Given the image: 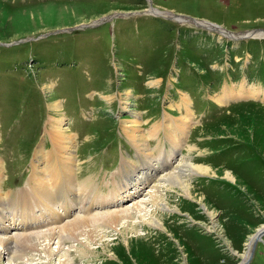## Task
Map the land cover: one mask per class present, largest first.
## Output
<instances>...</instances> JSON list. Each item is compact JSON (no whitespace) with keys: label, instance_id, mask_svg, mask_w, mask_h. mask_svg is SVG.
I'll return each instance as SVG.
<instances>
[{"label":"rangeland","instance_id":"rangeland-1","mask_svg":"<svg viewBox=\"0 0 264 264\" xmlns=\"http://www.w3.org/2000/svg\"><path fill=\"white\" fill-rule=\"evenodd\" d=\"M151 8L216 25L237 39L154 16ZM81 17L87 22L71 24ZM254 30H264V0H0V183L5 193L23 190L37 150H50L45 129L55 102L62 108L56 115L77 136L78 179L91 180L100 194L120 190L133 168L153 159L135 147L128 137L133 135L124 134L122 120L134 116L137 121L140 113L154 157L163 149L168 159L180 152L141 196L132 189L137 198L97 213L138 203L150 212V203L143 202L150 200L151 189L163 186L162 175L186 163L218 174L183 179L215 211L213 221L200 202L161 188V198L182 212L156 211L165 221L164 232L152 229L149 235L150 227L138 221V233L129 236L126 248L117 231L106 228L107 237L86 244L89 251L66 242L53 264L65 261V255L69 264H245L249 240L264 227V37L238 39ZM242 84L244 98L234 94L238 99L217 104V97L239 92ZM245 91H256L258 98ZM127 92L129 109H122L118 99ZM110 95H116L112 103L106 100ZM188 95L192 126L175 149L162 125L165 114L185 116L177 105ZM155 124L161 129L149 138ZM126 156L134 162L124 168ZM142 167L138 175L148 172ZM226 173L237 183L226 180ZM213 222L217 227L210 232ZM52 250L57 253L59 246L52 244ZM30 256L11 264L47 262L35 251ZM249 264H264V237Z\"/></svg>","mask_w":264,"mask_h":264},{"label":"bare ground","instance_id":"bare-ground-1","mask_svg":"<svg viewBox=\"0 0 264 264\" xmlns=\"http://www.w3.org/2000/svg\"><path fill=\"white\" fill-rule=\"evenodd\" d=\"M55 13H53L51 17L55 16ZM149 13L163 17L159 12L149 11ZM87 19V17H81L80 20H77L75 23L71 22V24L87 22ZM223 33L227 34L226 32ZM255 35L256 36L253 37L263 38L264 32H258ZM158 81L159 80L155 81L153 84H159ZM242 85L241 90L237 93H234L235 91L231 89L225 92L223 97H217L215 99L217 104L220 106L228 104L232 98H241L245 89V84ZM248 93L251 94L252 98H258L257 96L259 93L256 91H245V94ZM234 94L238 98L236 96L233 97ZM129 96L127 92L123 97L118 99L122 109H129ZM188 96L189 98L183 97V103H180L182 105H177L179 111L184 108L186 113L185 116L178 119L169 114H165L168 118H166L165 121L169 122V125H167L166 122H164L163 125L160 124L162 127L167 126V129H165L167 137L170 138V144L171 146L173 145L172 147H175V149L176 147L179 148L181 140L184 141L188 138L189 129L192 126V115H194L192 109L193 100L190 95ZM115 98L116 95H110L106 100L112 103ZM260 99L263 100L264 98L261 96ZM173 105L174 104H171L170 106L172 107ZM61 109L60 102H55L50 105V110L55 114L51 115L47 120L45 135L51 143V148L47 150L44 147H40L37 150L34 156L32 170H30L31 174L27 179L26 186L22 188L23 190L19 189L17 193H5L0 183V264H4L3 261H7L10 264L18 260L24 261L25 258L29 259L31 257L30 253L33 251H35L36 256H39V258L43 259V257H46L47 262L43 264H53V258L60 255V252L63 251L62 247L66 242H77L78 245L80 244L82 248L89 251L90 249L87 245L93 244V242H100L103 236H108V234L105 233L106 231H103L106 228L115 229L117 231V236H120L123 241L126 242V248H128L127 242L129 241V236L138 233V228L136 226L138 221L151 228H148L149 230L146 229V231H149H147L149 235L153 233L152 229H160L164 232L165 221L156 211L159 210L162 214L165 211L169 212V214H181L182 212L172 210L170 203L161 198V188H165L166 192L175 191L183 195L185 199H193L196 202H200L201 206L213 221L215 218V211L207 207L206 201L204 200L205 198L199 197L195 190L186 184L183 179L190 176H217V170L213 168L195 167L187 163L184 167L180 166L181 168H176L173 172L167 173L164 176L162 175L159 182L163 186L153 187L151 189L152 192L149 193L150 200L143 202L144 205L150 203V207L153 208L150 212L143 208L142 204L138 203L137 205L134 204L133 208L126 207L124 209L105 213H97L95 211L96 209L101 210L105 207L107 208L108 206H115V204H118V202L122 200V198H119L120 190L115 188L118 191L105 196L98 193L97 188L93 191L94 185H92L93 183H91V180L79 181L78 172L80 166L75 152L77 136L69 131V126L66 127L67 120L60 114L56 115ZM188 109H190L189 112ZM131 114L132 116L137 115V112H131ZM139 117L140 119L137 121L134 120V116L129 120H122L121 125L122 129L125 131L124 134L133 135V137H128L133 140L135 147L140 145L142 154L146 155L149 159L153 158L150 164H145V166L142 167V169L147 168L148 172L138 175V168H133V172L131 173L133 175L130 178L134 177L137 181V185L141 186L151 183V181L158 176L159 172H161L159 167L160 163L163 164V166H168L171 157L169 159L166 158L164 149L162 152H159L160 154L158 156H153V151L149 148V144L147 143L146 130L140 128L145 123L140 113ZM160 126L155 124L153 126V132H148V137H156L161 129ZM142 133L145 134L146 140H144ZM139 153L141 154V152ZM129 157L130 156H126V158H122V167L124 166L125 168L126 165H131L134 162L132 161V163L129 164ZM176 157L177 155L171 159L172 164ZM2 165L3 159L0 157V181L3 176ZM163 166L162 169H165ZM127 171L130 172V169ZM224 178L232 183H237L236 178L232 176V174L226 173L224 174ZM130 187L131 183H125L121 187V190L128 194V198L135 197L134 192H130ZM119 206L120 205H118V208ZM94 212L96 213L95 215ZM142 216H144V218H142ZM73 217L75 218L70 219ZM211 225L213 227L208 228L210 232L214 231L217 227L215 222L211 223ZM262 229H264V227L259 229L256 235L249 240L247 254L245 255L246 259L243 263L247 262L257 234ZM12 230H16L17 232L11 234ZM81 238L85 239L86 243L82 242ZM52 244H57V246H59V251L57 253L52 250ZM102 246L105 252H110L106 244ZM64 258L65 261H60V264H69L70 260L68 255H65Z\"/></svg>","mask_w":264,"mask_h":264},{"label":"water","instance_id":"water-1","mask_svg":"<svg viewBox=\"0 0 264 264\" xmlns=\"http://www.w3.org/2000/svg\"><path fill=\"white\" fill-rule=\"evenodd\" d=\"M150 1V0H149ZM151 11L153 12H159L160 15H162L165 19H169V20H175L179 23H186V22H191L193 25H195L196 27H199V28H205V29H208V30H215V29H220V27L216 26V25H213V24H209V23H206L204 21H197L196 19L194 18H190V17H187V16H184V15H176V14H172V13H168V12H161V11H154L153 8H151ZM169 15V16H168ZM103 21V20H102ZM80 27V26H79ZM79 27L75 28V29H70V31H73V30H76V29H79ZM226 32V31H224ZM258 32H264V30H254L252 31L251 33H248V34H245L244 37L242 38H238V39H243V38H250V37H253V36H256L255 34L258 33ZM228 33V32H227ZM230 34V33H229ZM229 38H232V39H237L235 36H229ZM264 237V229H262L258 234H257V238L256 240L254 241V244H253V247H252V250H251V253H250V256L247 260V262L245 264H249V262L251 261V259L253 258L254 256V253H255V249L257 247V244L258 242H260L262 240V238Z\"/></svg>","mask_w":264,"mask_h":264}]
</instances>
